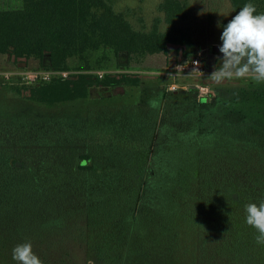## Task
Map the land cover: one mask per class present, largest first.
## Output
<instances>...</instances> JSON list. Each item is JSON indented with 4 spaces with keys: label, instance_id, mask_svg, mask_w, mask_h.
Segmentation results:
<instances>
[{
    "label": "trees",
    "instance_id": "16d2710c",
    "mask_svg": "<svg viewBox=\"0 0 264 264\" xmlns=\"http://www.w3.org/2000/svg\"><path fill=\"white\" fill-rule=\"evenodd\" d=\"M229 1L234 15L247 3L264 13V0ZM188 2L162 0L163 17L147 30L114 0H0V56L35 59L46 71L84 63L78 74L16 88L49 105L140 86L143 78L129 72L87 73L89 54L162 53L170 67L180 63L170 60L178 45L191 59V35L178 26ZM261 200L264 130L241 110L210 109L196 87L94 117L0 112L1 250L69 240L99 264H264L244 211Z\"/></svg>",
    "mask_w": 264,
    "mask_h": 264
},
{
    "label": "rangeland",
    "instance_id": "374dc122",
    "mask_svg": "<svg viewBox=\"0 0 264 264\" xmlns=\"http://www.w3.org/2000/svg\"><path fill=\"white\" fill-rule=\"evenodd\" d=\"M162 0H114L116 11L123 13L136 28H140L139 19H143L146 29H150L153 19L163 17L159 11ZM187 17L178 23V26L191 35L195 53L203 65V75L180 74L171 76L166 69L167 57L164 54L131 56H117L113 51L99 50L89 54L88 59L92 70L87 73H120L129 72L143 78L140 86L94 89L91 95L75 101L62 102L49 105L39 101L21 98L16 88H29L37 85L31 79V73L40 69L35 59L15 62L8 55L0 56V112L9 116H57V117H85L111 114L119 108L140 106L148 107L154 97L167 91L168 86L176 83L177 88L186 90L203 85L209 92L202 96L208 98V107L213 110L233 109L241 110L246 114L257 130H264V83H254L249 79L226 80L217 84L210 78L215 68L220 67L221 57L219 39L222 24L228 22L233 16V9L229 0H189ZM162 30L166 25H161ZM215 48H218L216 51ZM183 46H170L171 62H186L183 57ZM71 74L81 72V63L71 59ZM123 67H120V66ZM128 66L127 68L125 66ZM28 76V77H25ZM197 88V87H196ZM199 95L198 97H202ZM12 249H0V264H17L12 260ZM34 254L43 264H99L84 246L69 240H54L49 247H34Z\"/></svg>",
    "mask_w": 264,
    "mask_h": 264
},
{
    "label": "clouds",
    "instance_id": "9594fccd",
    "mask_svg": "<svg viewBox=\"0 0 264 264\" xmlns=\"http://www.w3.org/2000/svg\"><path fill=\"white\" fill-rule=\"evenodd\" d=\"M219 39L220 67L208 78L217 84L234 79L264 83V13L256 14L253 4H245L223 26ZM244 211L245 223L257 233L255 242L264 245V200L246 204ZM12 260L17 264H43L30 242L16 245Z\"/></svg>",
    "mask_w": 264,
    "mask_h": 264
},
{
    "label": "built area",
    "instance_id": "2783aa9c",
    "mask_svg": "<svg viewBox=\"0 0 264 264\" xmlns=\"http://www.w3.org/2000/svg\"><path fill=\"white\" fill-rule=\"evenodd\" d=\"M166 69L168 70V73L171 76H177L180 74H193L195 76L203 75V65L198 56H194L186 62L179 63L174 66L166 67ZM70 74H71L70 71L39 70L37 72L31 73V79L33 80V83H41V82L50 81L53 78H67ZM98 77L102 78L103 74L99 73ZM177 87L178 85L176 83H173L168 86L167 91H177L179 90V88ZM196 87L199 90L200 96H202L203 93L209 92V88H207L206 86L197 84Z\"/></svg>",
    "mask_w": 264,
    "mask_h": 264
},
{
    "label": "water",
    "instance_id": "95a60500",
    "mask_svg": "<svg viewBox=\"0 0 264 264\" xmlns=\"http://www.w3.org/2000/svg\"><path fill=\"white\" fill-rule=\"evenodd\" d=\"M216 49V51H218V48H215Z\"/></svg>",
    "mask_w": 264,
    "mask_h": 264
}]
</instances>
